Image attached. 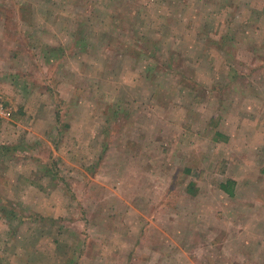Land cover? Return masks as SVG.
Wrapping results in <instances>:
<instances>
[{"label": "rangeland", "instance_id": "1", "mask_svg": "<svg viewBox=\"0 0 264 264\" xmlns=\"http://www.w3.org/2000/svg\"><path fill=\"white\" fill-rule=\"evenodd\" d=\"M0 93V264H264L201 156L220 114L264 130V0H0Z\"/></svg>", "mask_w": 264, "mask_h": 264}, {"label": "crops", "instance_id": "2", "mask_svg": "<svg viewBox=\"0 0 264 264\" xmlns=\"http://www.w3.org/2000/svg\"><path fill=\"white\" fill-rule=\"evenodd\" d=\"M3 102H4L5 107H7V104H6L4 97H3ZM9 115L11 116V113ZM228 115H230V114H228ZM218 118L220 119L219 123L221 124V128H220V125L213 126V123H210V127L208 125H206L205 132H207V134H209L208 135V137L210 139L209 143H212V144H210L212 146H209L208 149L204 148V152H203V154H201L202 157L204 156L206 159H208V161H210L209 167L207 168L209 171L204 170V171H206V173L212 172L211 171L213 168L212 163L215 164L214 170H216L217 168L219 169L221 167V165L223 166V163L225 161V167H224L223 172H222L223 175L221 176L220 182L218 184H215L216 191L214 194H216V196L221 197L223 199H227L228 201L229 200H235L239 196V194L241 195L242 186L249 185L252 187L251 189L254 190L253 195L255 197H254V200L252 202L253 203L252 208L256 209V210H254V212L255 213L256 212H259V213L264 212V204H262V203H264V164H263V161H264V141L261 140V138H260L263 135L264 130H262V129L257 130V127L255 129L246 128L245 129L246 133L243 136H241V127L240 126L236 127V131H234L232 133V130H230V131H229V129L227 130V128H230V126H229L230 123L225 118V115L220 114V115H218ZM233 118H234V116H233ZM235 118H237L239 121L241 119V117H237L236 115H235ZM211 121L212 120H210V122ZM250 134H253V135L255 134L256 137H258V138H256V140L251 145L250 144L238 145L240 141L246 140L247 138L250 139L251 138ZM249 142H250V140H249ZM241 143L244 144V142H241ZM178 144H179L180 148L182 146L184 149L187 148L183 143L179 142ZM153 145L156 146V148L157 147L161 148L165 152L175 151V149H176V141H174L168 145V144H165L164 141L160 140V142H156ZM160 145H162V146H160ZM220 146H221V148H219ZM195 147L196 146H194L193 149ZM205 147H206V145H205ZM197 148H198L199 152H202L201 147H197ZM188 149H190V151H188L190 153L189 154L190 156L188 159H190L193 150H192V148H188ZM218 149H221V151L219 152ZM176 155H179V152H177ZM198 155H199V153H198ZM163 156H164V154H163ZM143 157L147 158L148 156L143 155ZM133 159H135V158H133ZM99 160L101 162L102 160H104V157L100 156ZM94 161H96V160H94ZM190 162H191V160H190ZM140 164H141V166L143 165L142 160H141ZM202 171H200L198 173V176H196V177L198 180L204 181V180H206L205 178L207 177L208 174H206L205 172H202ZM209 175H208V177H211L213 179V176L210 173H209ZM149 177L150 176H148V178ZM171 177H173V176H171ZM188 177L190 178V176H188ZM191 179H192V176H191ZM192 181L193 180H189L188 186L189 185L191 187L194 186L195 182H192ZM196 186L197 185H195L194 187H196ZM222 187H225L226 190L222 189ZM244 190H249V189H244ZM142 191L148 196L149 195L155 196L157 194V192L153 191V189H151V187L149 185L141 188V195H142ZM208 191L211 192L212 189L209 188ZM185 192H186V195L193 196V197L198 195L197 192H195L193 195H191L190 192L188 191L187 186L185 188ZM151 193H152V195H151ZM260 204L262 205L263 209L260 207L261 206ZM223 208H224V206H222V209ZM259 208H261V210H259ZM236 209H238V208H236ZM238 221L239 220H237L235 222V225H231V223L228 221L226 224H228L230 227H232L234 229L235 228H242V226L239 224L240 221L239 222ZM237 239L238 240L243 239L244 242H246L245 233L241 231L238 234ZM244 242H242V243H244ZM240 243L241 242H239V244ZM253 243L256 244V246H258L257 242L255 243L253 241ZM262 243L264 244V239H262ZM260 247L261 246H258V248H260ZM65 257H67V255Z\"/></svg>", "mask_w": 264, "mask_h": 264}, {"label": "built area", "instance_id": "3", "mask_svg": "<svg viewBox=\"0 0 264 264\" xmlns=\"http://www.w3.org/2000/svg\"><path fill=\"white\" fill-rule=\"evenodd\" d=\"M8 115H9V112L4 105L3 97L0 93V119H6Z\"/></svg>", "mask_w": 264, "mask_h": 264}, {"label": "trees", "instance_id": "4", "mask_svg": "<svg viewBox=\"0 0 264 264\" xmlns=\"http://www.w3.org/2000/svg\"><path fill=\"white\" fill-rule=\"evenodd\" d=\"M222 189L226 190V188H225V187H222Z\"/></svg>", "mask_w": 264, "mask_h": 264}]
</instances>
